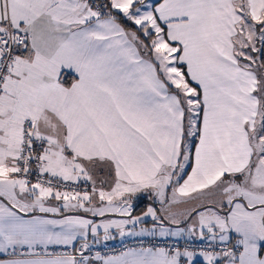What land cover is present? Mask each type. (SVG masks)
<instances>
[{
  "label": "snow or ice",
  "instance_id": "6c2138e0",
  "mask_svg": "<svg viewBox=\"0 0 264 264\" xmlns=\"http://www.w3.org/2000/svg\"><path fill=\"white\" fill-rule=\"evenodd\" d=\"M0 264H264V0H0Z\"/></svg>",
  "mask_w": 264,
  "mask_h": 264
},
{
  "label": "built area",
  "instance_id": "2783aa9c",
  "mask_svg": "<svg viewBox=\"0 0 264 264\" xmlns=\"http://www.w3.org/2000/svg\"><path fill=\"white\" fill-rule=\"evenodd\" d=\"M114 247L116 248H120L121 247V243L120 242H114L112 243Z\"/></svg>",
  "mask_w": 264,
  "mask_h": 264
},
{
  "label": "crops",
  "instance_id": "0c3cea01",
  "mask_svg": "<svg viewBox=\"0 0 264 264\" xmlns=\"http://www.w3.org/2000/svg\"><path fill=\"white\" fill-rule=\"evenodd\" d=\"M116 242H119V241H116ZM112 243H114V242H112Z\"/></svg>",
  "mask_w": 264,
  "mask_h": 264
}]
</instances>
